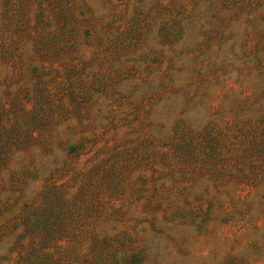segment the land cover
I'll list each match as a JSON object with an SVG mask.
<instances>
[{
    "label": "rangeland",
    "instance_id": "374dc122",
    "mask_svg": "<svg viewBox=\"0 0 264 264\" xmlns=\"http://www.w3.org/2000/svg\"><path fill=\"white\" fill-rule=\"evenodd\" d=\"M0 264H264V0H0Z\"/></svg>",
    "mask_w": 264,
    "mask_h": 264
}]
</instances>
